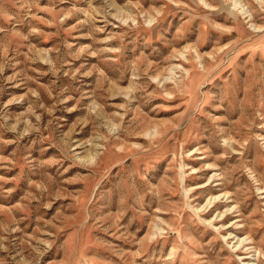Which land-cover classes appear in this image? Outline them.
<instances>
[{
	"label": "rangeland",
	"instance_id": "374dc122",
	"mask_svg": "<svg viewBox=\"0 0 264 264\" xmlns=\"http://www.w3.org/2000/svg\"><path fill=\"white\" fill-rule=\"evenodd\" d=\"M250 260L264 0H0V264Z\"/></svg>",
	"mask_w": 264,
	"mask_h": 264
},
{
	"label": "bare ground",
	"instance_id": "6f19581e",
	"mask_svg": "<svg viewBox=\"0 0 264 264\" xmlns=\"http://www.w3.org/2000/svg\"><path fill=\"white\" fill-rule=\"evenodd\" d=\"M205 1V0H204ZM206 4H207V2H206ZM240 4V0H235V6H237V5H239ZM234 148V147H233ZM214 165L213 164H210V168H212ZM196 169V168H195ZM196 170H194V172H195ZM199 184V183H198ZM200 187L202 186V185H199ZM193 188H190V190H192ZM189 189H187L186 191L187 192H189L188 191ZM196 193V192H195ZM223 196H225V198H226V196H227V193H223V194H218V195H212V196H210L207 200H206V203L205 204H203L202 206H200V207H198V210H203L205 207H208V206H211L215 201H217V200H219L220 198H222ZM235 204V203H234ZM231 205H233V204H231ZM236 206V205H235ZM233 207H231V208H229V209H232ZM197 209V208H196ZM220 210V209H219ZM237 210V209H236ZM216 211V210H215ZM226 211H229V210H226ZM231 211V210H230ZM229 211V212H230ZM243 211V210H242ZM219 215H224V212H218V216ZM214 217V216H213ZM212 218V217H211ZM220 218V217H219ZM210 220V219H209ZM231 222H233V221H231ZM223 224V223H222ZM225 227V226H224ZM217 228V227H216ZM230 233V232H229ZM231 234V233H230ZM246 237L245 238H241V237H238V246L241 244V243H243L244 241H246V240H248V239H250V237L249 236H247V235H245ZM242 237H244V236H242ZM237 238V237H236ZM251 241V240H250ZM251 248H253V246H250V247H248V249H251ZM253 250H250L249 252H252ZM254 251H256V252H258L259 250L258 249H256V250H254ZM258 253H253V254H249V255H247V257H251V256H256ZM252 261L250 260V261H248V262H244V264H250ZM253 264H257V263H253Z\"/></svg>",
	"mask_w": 264,
	"mask_h": 264
}]
</instances>
